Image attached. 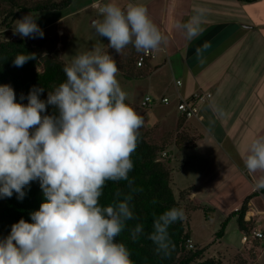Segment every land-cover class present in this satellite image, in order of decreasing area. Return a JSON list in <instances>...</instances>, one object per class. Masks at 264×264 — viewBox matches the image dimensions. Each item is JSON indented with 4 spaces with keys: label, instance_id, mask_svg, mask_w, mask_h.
Returning <instances> with one entry per match:
<instances>
[{
    "label": "clouds",
    "instance_id": "clouds-1",
    "mask_svg": "<svg viewBox=\"0 0 264 264\" xmlns=\"http://www.w3.org/2000/svg\"><path fill=\"white\" fill-rule=\"evenodd\" d=\"M92 6L101 17L92 27L117 53L131 44L148 54L169 42L143 5L122 8L114 0H96ZM205 11L198 7L186 22L177 23L189 41L202 34ZM13 35L35 39L44 32L28 14L16 21ZM208 47L205 42L196 49L198 59ZM35 59L18 54L13 64L22 67ZM63 71L66 80L46 99H41L45 89L33 86L27 104L16 102L10 85H0V198L15 192L22 201L24 188L36 180L45 197L30 214L31 223L21 218L0 239V264H132L128 248L115 239L134 218L132 197L107 206L99 201L107 181L129 179L143 118L125 102L127 93L110 55L99 50L79 54ZM243 160L250 174L259 173L255 188L264 189V135L252 139ZM184 216L173 207L154 220L149 239L157 252L167 253L168 228ZM143 231L137 224L132 238Z\"/></svg>",
    "mask_w": 264,
    "mask_h": 264
},
{
    "label": "crops",
    "instance_id": "crops-1",
    "mask_svg": "<svg viewBox=\"0 0 264 264\" xmlns=\"http://www.w3.org/2000/svg\"><path fill=\"white\" fill-rule=\"evenodd\" d=\"M95 2L73 0L62 10L63 19L73 21L75 27L81 21H88L92 13L94 20L101 19L92 6ZM114 2L122 8L129 3L145 6L154 23L168 37L167 45L153 51L148 76L127 81L133 89L128 91L127 100L141 108L146 96L169 97L170 105H156L143 111L146 127L156 126L166 133L180 125L191 136L184 135L186 140L191 138V146L183 145L184 137L180 136L178 141L182 142L169 148L175 190L182 192L189 204L203 210L207 217L219 214L222 223L227 219L231 222L229 217L250 197L246 218H252L253 222L261 219L264 189L255 188L259 173L250 174L243 157L252 139L264 135V0ZM198 7L206 9L203 32L189 41L176 25L186 22ZM75 16H80L79 20L74 21ZM101 38L103 44L95 48L100 51L108 41ZM205 42L210 47L198 59L196 49ZM178 81L181 86L177 85ZM197 92L210 93L211 97L198 103V116L187 119L179 112L177 103L180 98L188 99ZM177 175V180L181 176L178 184L183 186L177 185ZM191 237L193 241L192 232ZM254 250L256 259L249 264H263L264 246L255 245Z\"/></svg>",
    "mask_w": 264,
    "mask_h": 264
},
{
    "label": "trees",
    "instance_id": "trees-1",
    "mask_svg": "<svg viewBox=\"0 0 264 264\" xmlns=\"http://www.w3.org/2000/svg\"><path fill=\"white\" fill-rule=\"evenodd\" d=\"M72 1L41 0L33 5H20L18 0H0V18H3L0 26L4 29H12V24L20 14L62 11ZM134 51L132 50V52ZM106 52L110 56L113 54L108 46V41L104 53L106 54ZM142 53L137 52L135 57L132 56L133 58L128 60L135 64V67L132 64L131 70L120 69L126 79L140 80L148 76L150 61L147 60L142 68L137 67L136 64L138 56ZM18 54H33L36 59L29 60L22 67H16L13 60ZM117 55L118 53L115 51L113 57ZM65 65L67 64L57 57L44 55L40 45L33 46L27 40L13 38L8 33L5 36L0 35V85L7 84L14 89L16 102L27 104L26 97L33 86L43 87L45 91L41 95V99H46L48 91H53L66 80L63 71ZM21 94L25 96L23 101L20 99ZM125 102L134 109L129 100L126 99ZM48 111L51 113L53 109L49 107ZM176 138L178 137L174 138L173 143L170 140L168 145L164 142L155 143L150 140L148 130L142 126L139 129L136 150L131 155L134 167L129 173V179L119 182L107 181L99 203L102 206H107L118 200H123L125 196L132 197L130 207L134 218L126 222L125 229L115 238L116 242L123 243L128 248L132 264H222L217 258L206 255L209 246L201 248L194 244L195 249H188V240H191L192 237L186 216L182 221H177L169 226L170 246L167 253L157 252V246L149 239L155 219L173 207L182 209L173 187L171 160L160 158L163 152L177 143ZM24 191L26 195L22 201L17 199L15 192L11 198H0V239L6 237L11 231V225L17 223L21 218L31 223L30 214L38 211L41 203L45 201L38 180L30 182ZM118 193L119 196H117ZM180 196L182 197L183 193ZM250 199V197L247 198L241 209L229 217H238L237 222L241 232L249 230L248 224L250 223L245 218ZM229 220L222 223L220 230L216 233L217 239L224 236ZM137 224H142L144 231L136 239H133L131 230Z\"/></svg>",
    "mask_w": 264,
    "mask_h": 264
},
{
    "label": "rangeland",
    "instance_id": "rangeland-1",
    "mask_svg": "<svg viewBox=\"0 0 264 264\" xmlns=\"http://www.w3.org/2000/svg\"><path fill=\"white\" fill-rule=\"evenodd\" d=\"M37 1L41 0H18V3L26 4V5H33ZM9 9V8H8ZM63 13L62 11H54V12H40L37 14L33 13H23L20 14L15 22L12 24V29H8V32L3 33L2 35L5 36L7 33L11 35L13 38H21L19 35H13V28L16 25V21L24 17L25 15H31L34 19H36L37 24L39 27L43 30L44 36L43 38H22L30 42L33 46H41V49L44 53V55H49L53 57H57L59 60L63 61L66 64H70L72 59L82 53L86 52H94L97 46H101L103 44V39L99 36V34L95 31V29L92 27V22L95 19L94 13H92L89 17L88 21H81L79 22V25L73 24V21L68 20L66 18L63 19ZM80 16H75L73 18L74 21L79 20ZM3 18H0V24L2 22ZM0 29H4L2 26H0ZM107 44V43H106ZM131 44L126 46L121 52L118 53L117 56L113 57V54L115 50L111 49L112 59L115 61L118 73H117V79L122 87V89L127 93L131 89L130 83L127 81H131L125 78L123 72L120 71L122 69L123 71L131 70L132 64L128 60L130 58H133L136 56L137 52L136 49ZM106 45L101 49L100 53L105 54ZM132 50H135L132 52ZM107 54V52H106ZM121 55V56H119ZM133 56V57H132ZM135 67V64H134ZM133 67V68H134ZM133 91V89L131 90ZM137 98L140 96L139 92H137ZM178 104V103H177ZM133 105V104H132ZM134 109L137 111V114H139L142 118L144 116L143 111H149V109L139 108L137 105H133ZM162 106V105H159ZM158 107V106H154ZM152 107V108H154ZM151 117L152 115L149 114ZM156 116V114H155ZM144 121V119H143ZM145 122V121H144ZM143 126L148 130L149 132V138L151 141L155 143H165L166 145L169 144V141L171 140L172 143L174 142V138L177 139V142L181 137L183 139V145L186 147L191 146L192 141L191 138L189 140L185 139L189 136L188 132L182 131L180 128L177 127V129H170L171 131L168 132H162L160 129L158 130V127H153L151 129L147 128L145 123H143ZM180 131V132H179ZM175 139V140H176ZM173 146V145H171ZM164 153L167 155L164 157ZM169 155H172V152L169 153L166 150L160 155V158L162 160H167L168 158L171 160ZM173 173V166H170ZM178 175L176 176L177 180ZM181 176L177 180L178 186H183L182 183H180ZM174 187V185H173ZM175 190V188H174ZM175 193L177 195V198H179L182 210L184 211L185 218L188 221L189 228L192 232V235L194 237V240L192 241L194 244L203 247L209 246V250L207 252L208 257H214L217 258L222 264H249L250 262H254L256 259V253H254V248L252 250H248L247 246H243L242 244V232H240V229L238 228V217L235 216L231 218V222L228 223L227 228L225 229L224 236L221 239H217L216 233L220 230L222 225V217L219 214L212 215L207 217V215L204 213L203 210H196L197 207L189 204V202L185 199V196H180L182 192H178L175 190ZM195 210V211H193ZM207 218V219H206ZM258 244V243H257ZM256 244V245H257ZM249 257V258H248Z\"/></svg>",
    "mask_w": 264,
    "mask_h": 264
},
{
    "label": "built area",
    "instance_id": "built-area-1",
    "mask_svg": "<svg viewBox=\"0 0 264 264\" xmlns=\"http://www.w3.org/2000/svg\"><path fill=\"white\" fill-rule=\"evenodd\" d=\"M8 32V29H0V35L3 33ZM154 56V52H150L148 54H140L137 58L136 64L137 67L142 68L144 67L145 63L147 60H151ZM178 86H181L182 83L181 81L177 82ZM211 97L210 93H201L197 92L193 94L190 98H180L179 102L177 104V108L181 115L187 119L193 118L198 116L199 112V107L198 103L201 101H206ZM171 101L169 97H155L152 95L146 96L142 100V107L144 109H150L156 105H164L168 106L170 105ZM167 154L164 153V157ZM247 222L250 224L249 230L246 232H242V244L243 246H247L248 250H252L254 246L257 245H262L264 246V214L261 219H257L256 221L253 222L252 218L248 217L245 218ZM253 222V223H252ZM188 249H195L194 243L192 240H188Z\"/></svg>",
    "mask_w": 264,
    "mask_h": 264
}]
</instances>
